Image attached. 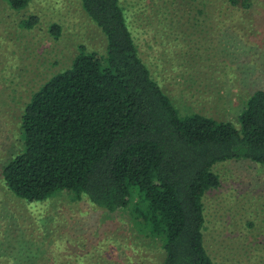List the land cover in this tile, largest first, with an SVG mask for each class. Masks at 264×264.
<instances>
[{
  "label": "rangeland",
  "instance_id": "obj_1",
  "mask_svg": "<svg viewBox=\"0 0 264 264\" xmlns=\"http://www.w3.org/2000/svg\"><path fill=\"white\" fill-rule=\"evenodd\" d=\"M122 0L140 55L182 115L238 123L249 95L264 88V0ZM36 15L32 28L20 21ZM58 23L59 35L50 28ZM105 35L82 0H0V264H160L161 241L131 207L109 212L59 191L30 202L10 190L3 165L22 146L21 118L33 93ZM206 192L204 241L215 264H264V164L217 163Z\"/></svg>",
  "mask_w": 264,
  "mask_h": 264
},
{
  "label": "trees",
  "instance_id": "obj_2",
  "mask_svg": "<svg viewBox=\"0 0 264 264\" xmlns=\"http://www.w3.org/2000/svg\"><path fill=\"white\" fill-rule=\"evenodd\" d=\"M4 1L23 10L33 0ZM82 6L105 48L80 46L72 64L33 93L21 118L22 146L1 170L7 187L30 202L67 191L109 212L131 207L161 241L160 264H215L204 241L203 198L220 185L217 163L264 164V88L249 95L237 124L182 115L142 59L122 0ZM38 22L31 15L20 25ZM50 31L57 36L61 27Z\"/></svg>",
  "mask_w": 264,
  "mask_h": 264
}]
</instances>
